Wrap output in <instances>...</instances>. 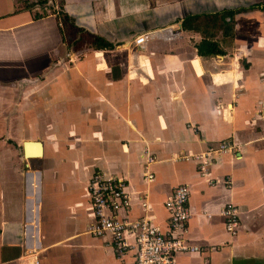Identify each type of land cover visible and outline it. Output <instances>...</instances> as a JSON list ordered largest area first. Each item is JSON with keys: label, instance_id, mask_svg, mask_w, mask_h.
Listing matches in <instances>:
<instances>
[{"label": "crops", "instance_id": "1", "mask_svg": "<svg viewBox=\"0 0 264 264\" xmlns=\"http://www.w3.org/2000/svg\"><path fill=\"white\" fill-rule=\"evenodd\" d=\"M250 6L231 38L215 35L223 53L197 54L188 17ZM263 6L0 0V264H133L87 233L94 172L125 181L130 218L145 196L162 231L164 201L188 187L184 238L199 251L174 264H264ZM223 141L231 151L200 170L195 156ZM25 142H40L41 156L25 158ZM226 204L239 209L233 236Z\"/></svg>", "mask_w": 264, "mask_h": 264}, {"label": "built area", "instance_id": "2", "mask_svg": "<svg viewBox=\"0 0 264 264\" xmlns=\"http://www.w3.org/2000/svg\"><path fill=\"white\" fill-rule=\"evenodd\" d=\"M146 35L133 40L136 47L143 46ZM231 149L232 146L223 141L214 150L195 156L200 160V170L204 171L203 166L208 164L211 153L219 155L230 152ZM152 161V157L146 158L145 169ZM153 179L150 172L143 174L145 183H150ZM87 193L93 217L87 233L96 238H107V244L117 258L131 255L133 264H174L178 254L199 251L197 246L190 245L184 238L190 216L187 186L175 187L163 203L167 212L165 231L155 224L152 208L145 196L139 199L142 215L137 218L128 216L131 197L125 181L120 178L94 172L89 179ZM221 216L225 231L231 236L235 235L239 226V209L232 204H226Z\"/></svg>", "mask_w": 264, "mask_h": 264}, {"label": "trees", "instance_id": "3", "mask_svg": "<svg viewBox=\"0 0 264 264\" xmlns=\"http://www.w3.org/2000/svg\"><path fill=\"white\" fill-rule=\"evenodd\" d=\"M254 8L255 6H250L248 8L223 10L215 14L191 16L183 22V26L202 35V41L195 46L199 56L220 55L223 52L218 42L213 40L215 35L221 33L222 37L231 38L233 36L234 16ZM261 10L264 12V6Z\"/></svg>", "mask_w": 264, "mask_h": 264}, {"label": "water", "instance_id": "4", "mask_svg": "<svg viewBox=\"0 0 264 264\" xmlns=\"http://www.w3.org/2000/svg\"><path fill=\"white\" fill-rule=\"evenodd\" d=\"M24 157L28 158L27 154L33 152L37 156H41V143L40 142H25L23 145Z\"/></svg>", "mask_w": 264, "mask_h": 264}, {"label": "bare ground", "instance_id": "5", "mask_svg": "<svg viewBox=\"0 0 264 264\" xmlns=\"http://www.w3.org/2000/svg\"><path fill=\"white\" fill-rule=\"evenodd\" d=\"M27 155H28L27 157H39V156H37L36 154H33V152L28 153ZM28 194H29V193H28Z\"/></svg>", "mask_w": 264, "mask_h": 264}, {"label": "rangeland", "instance_id": "6", "mask_svg": "<svg viewBox=\"0 0 264 264\" xmlns=\"http://www.w3.org/2000/svg\"><path fill=\"white\" fill-rule=\"evenodd\" d=\"M32 3V2H31ZM34 3V2H33ZM43 13V12H42ZM62 21H64V18L62 16H60ZM86 36H84V34L81 35V38H84L85 39ZM90 40V39H89Z\"/></svg>", "mask_w": 264, "mask_h": 264}]
</instances>
